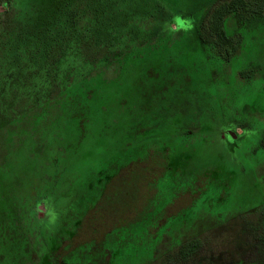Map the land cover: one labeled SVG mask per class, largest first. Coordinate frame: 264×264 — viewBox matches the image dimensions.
<instances>
[{"label": "rangeland", "instance_id": "rangeland-1", "mask_svg": "<svg viewBox=\"0 0 264 264\" xmlns=\"http://www.w3.org/2000/svg\"><path fill=\"white\" fill-rule=\"evenodd\" d=\"M16 1L22 19L41 8ZM226 1L134 0L118 27L128 41H108L102 62L57 66L73 81H57L60 95L46 100L40 87L0 80V264H43L52 244L60 257L48 264H171L191 240L201 246L194 264H264L253 243L264 198V1L244 0L251 12L230 18L235 51L225 55L205 26ZM177 17L192 28L177 30ZM174 92L187 105L170 102ZM172 106L182 120L170 122ZM178 154L187 173L172 166ZM99 176L112 178L103 196ZM38 200L50 217L40 227Z\"/></svg>", "mask_w": 264, "mask_h": 264}, {"label": "trees", "instance_id": "trees-1", "mask_svg": "<svg viewBox=\"0 0 264 264\" xmlns=\"http://www.w3.org/2000/svg\"><path fill=\"white\" fill-rule=\"evenodd\" d=\"M133 1L40 0L39 6L41 8H31L30 10L29 7L24 8L26 9V13H23L24 17L22 19L21 10L23 7L21 3L19 2V5H17V1L12 0L11 5H8V0H6L3 6L5 12L0 15V63L8 62L9 64L10 62V69H5V71L0 69V80L4 81L3 83L9 84L23 80L27 84H30V87L33 89L37 90L40 87L45 95L44 100L53 93L57 92L59 94L60 89L56 82L63 79L70 84L73 81V74H70L71 68L69 71L64 72L63 76L60 74L58 78L56 77L58 73L57 66L66 64L68 59H72L75 65L88 64L90 61L95 63L102 62L104 56L103 50L105 49L103 47L108 41H115V45H119V43L125 44L128 41L127 34L130 30L120 35L118 34V27L120 24H123L126 18H129L125 14ZM86 2L91 4L87 9L85 8ZM251 10L249 4L244 0H228L219 3L212 10L205 26V31L208 32V35L212 39V48L218 50L220 53H225V55L228 50L235 51V39L232 42V37L227 35L228 22L239 11L251 12ZM96 34L101 35L97 37ZM105 35L109 36L108 39L105 38ZM113 55L110 56L107 53L105 57H113ZM105 59H107L108 63L109 59ZM111 64L113 63L110 62L109 66ZM107 67L103 65V68ZM146 72H148L149 77L156 78V75L152 71L150 72L149 69ZM89 75L90 73H86L85 77L88 76L89 78ZM158 84L160 83L158 82ZM159 86V90H162L163 86ZM168 100L174 103L177 101H183L185 103L186 97L181 96L178 92H174ZM35 106L36 104L33 105V107ZM35 110H38L37 106ZM165 112L168 115V111ZM178 116H171L170 122L182 120ZM238 124V127H240V123ZM243 129L244 132L246 128ZM231 136L238 137L240 135L232 132ZM262 142L264 144V137L262 138ZM178 156V158L176 155L172 158V166L176 170H179V172H182L185 170L181 164L183 156L182 154H178ZM184 172L187 173V170ZM111 179L99 176L97 183L102 184L104 187L107 186ZM257 212L256 231L253 234V243L264 250V198L259 203V210ZM78 227L79 221L76 222L74 231L67 234V241L75 234ZM200 247V245H187L181 248L180 255L175 253L176 256L174 258L172 257L171 264L194 263ZM59 250L60 247L52 244L47 254L44 255L43 264H48L47 262H50L52 256L59 258ZM70 252L61 256H68L71 254ZM31 256L34 258L33 253ZM220 261L218 260L216 264H222ZM109 262L110 258L108 257L107 264ZM249 264H258V262Z\"/></svg>", "mask_w": 264, "mask_h": 264}, {"label": "flooded vegetation", "instance_id": "flooded-vegetation-1", "mask_svg": "<svg viewBox=\"0 0 264 264\" xmlns=\"http://www.w3.org/2000/svg\"><path fill=\"white\" fill-rule=\"evenodd\" d=\"M177 105H178V101L177 102H175ZM184 103V102H183ZM186 105H187V102H186ZM176 108H178V107H168L167 109H168V115L170 116V115H176L175 113L177 112V110H176ZM180 113V112H179ZM179 115V114H178ZM220 121H221V119H219ZM238 128H240V127H238ZM187 132H189V134H191L192 133V131H187ZM187 132H184V134H186ZM235 133V130H233L232 128H230V129H227V130H225V133L226 134H229V133ZM241 132H243V130H241ZM236 134V133H235ZM242 134V133H241ZM240 134V135H241ZM220 135H221V133H220ZM105 187L106 186H104L103 187V189L101 190V195L103 196V191L105 190ZM166 208V207H165ZM38 214H42V217L43 218H38ZM89 214V213H88ZM88 214H86L83 218H85ZM168 214V213H167ZM83 218H81V220H79V226H80V224H81V221H82V219ZM50 219V217H49V215L47 214V212H46V208H45V206L43 205V201H41V204H40V202H39V200L35 203V212H34V217L33 218H31V222H33L34 224H35V226H38V227H40V226H42V223L44 222V221H48ZM79 228V227H78ZM35 229V228H34ZM38 234V233H37ZM187 245H189V246H195V245H197V246H199V243L198 242H196V241H187V242H185V243H183V242H180V245H179V247H178V249H177V252H176V254H179L180 255V249L181 248H183V247H185V246H187ZM260 249H262V248H260ZM28 250H29V248H28ZM27 251V250H26ZM34 258H35V255H34ZM263 259V262H264V250L262 249V255H260V259ZM218 260H221V259H218ZM218 260H216L215 262L217 263L218 262ZM179 263H181V261H179ZM262 263V262H261ZM164 264V263H163ZM192 264H194V263H192ZM235 264V263H234ZM259 264V263H258Z\"/></svg>", "mask_w": 264, "mask_h": 264}, {"label": "clouds", "instance_id": "clouds-1", "mask_svg": "<svg viewBox=\"0 0 264 264\" xmlns=\"http://www.w3.org/2000/svg\"><path fill=\"white\" fill-rule=\"evenodd\" d=\"M176 20L180 21V18L177 17ZM192 26L193 25H192V22L190 20H183V21H180L177 30L183 29L184 31H188L192 28Z\"/></svg>", "mask_w": 264, "mask_h": 264}]
</instances>
